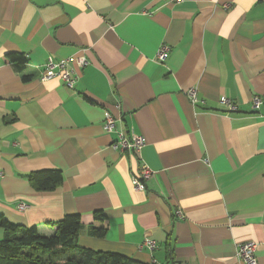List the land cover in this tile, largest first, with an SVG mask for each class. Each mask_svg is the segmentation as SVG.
<instances>
[{
  "label": "crops",
  "instance_id": "1",
  "mask_svg": "<svg viewBox=\"0 0 264 264\" xmlns=\"http://www.w3.org/2000/svg\"><path fill=\"white\" fill-rule=\"evenodd\" d=\"M48 57L70 59L72 89L40 79ZM255 94L264 97V0H0V216L49 235L80 214L78 245L139 264H244L235 251L245 241L264 264ZM105 113L144 137L138 156L111 147ZM138 163L151 170L144 191L130 185ZM41 169L59 170L61 183L37 190L29 175Z\"/></svg>",
  "mask_w": 264,
  "mask_h": 264
},
{
  "label": "trees",
  "instance_id": "2",
  "mask_svg": "<svg viewBox=\"0 0 264 264\" xmlns=\"http://www.w3.org/2000/svg\"><path fill=\"white\" fill-rule=\"evenodd\" d=\"M9 57L23 61L22 55ZM29 180L39 191L53 190L62 181L56 169L32 171ZM94 212L95 219L103 214ZM0 225L5 235L0 238V264H139L123 254L95 250L78 245L77 237L81 228V215L69 213L53 223L49 235L39 233L36 227H26L9 222L0 216ZM104 230H93L102 236Z\"/></svg>",
  "mask_w": 264,
  "mask_h": 264
},
{
  "label": "built area",
  "instance_id": "3",
  "mask_svg": "<svg viewBox=\"0 0 264 264\" xmlns=\"http://www.w3.org/2000/svg\"><path fill=\"white\" fill-rule=\"evenodd\" d=\"M168 57V48L162 45L156 52L155 58L159 62H163ZM77 64L84 67L87 62L83 56L75 58ZM51 78L60 79L64 85L70 89L73 88L75 83V76L73 75L72 68L70 67V59H58L54 60L52 57H48L43 65V71L40 75L42 81ZM188 99L192 104L201 102L198 97V91L195 86H190L185 91ZM220 103L225 107L228 112H236L238 106L232 100L221 97ZM264 104V97L260 95H253L251 98V109L254 111H259L261 106ZM116 119L110 113H105L103 120V129L106 133L116 132L117 136L111 141V147L120 152H128L132 155H139L142 146L145 143L143 136L135 133H123V131H117L115 128ZM1 174V173H0ZM151 170L143 163H138L137 169L132 174L130 178V185L133 191H144L146 189V180L150 177ZM23 209L22 206H20ZM177 214L181 216V211L178 210ZM142 246L147 247L149 250L156 248V243L154 240L145 239ZM257 244L254 241H245L238 245L235 255L244 264H259L257 256L255 254ZM154 263V261H153ZM157 264V263H155Z\"/></svg>",
  "mask_w": 264,
  "mask_h": 264
}]
</instances>
